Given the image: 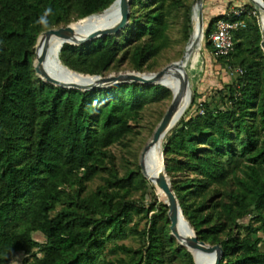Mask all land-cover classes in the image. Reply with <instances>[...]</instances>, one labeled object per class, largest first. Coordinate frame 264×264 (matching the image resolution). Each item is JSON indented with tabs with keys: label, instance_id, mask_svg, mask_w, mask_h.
Instances as JSON below:
<instances>
[{
	"label": "trees",
	"instance_id": "16d2710c",
	"mask_svg": "<svg viewBox=\"0 0 264 264\" xmlns=\"http://www.w3.org/2000/svg\"><path fill=\"white\" fill-rule=\"evenodd\" d=\"M115 1L0 0V264L18 254L25 264H195L171 235L168 207L137 156L121 176L112 151L138 134L132 124L148 106L172 101L171 90L142 84L69 90L44 83L35 70L43 32L100 15ZM193 1L132 0L120 34L65 44L59 61L90 76L155 72L171 47L172 23L189 42ZM220 19L226 12L205 20L204 57L209 52L244 73L206 96L193 87L191 105L164 139L165 169L198 239L222 247L220 264H264L262 23L260 16L247 19V28L233 34L232 53L216 57L209 38ZM131 236L139 247H109ZM118 253L125 257L108 258Z\"/></svg>",
	"mask_w": 264,
	"mask_h": 264
},
{
	"label": "water",
	"instance_id": "95a60500",
	"mask_svg": "<svg viewBox=\"0 0 264 264\" xmlns=\"http://www.w3.org/2000/svg\"><path fill=\"white\" fill-rule=\"evenodd\" d=\"M249 1L252 2L256 6V8L260 11V13H264V1L263 0H249ZM116 3L119 4L120 9H121V18L119 22L103 30L94 31L84 39H78L69 33L71 25L66 26V27H61L58 29L47 30L40 35L37 45L35 47L36 49L35 70H36L37 76H39L44 83L53 85L55 87H60V88L69 89V90L75 89V90H80L83 92L93 91L95 89L111 88L113 86L120 85V84H142V85H162L164 86L161 83V80L171 71L172 68L174 67L182 68V65L186 59V56H190L197 49V47L200 46V43L202 39L204 38V29H205L204 11H203L204 0H194L193 8H192L193 15L196 9H197V14H198V28H197L196 40L192 41L193 33H194L193 32L190 38V43H189V45L191 44L190 45L191 48L190 49L186 48V51L184 52L182 58L179 61L169 64L168 66L163 68L161 71L156 72V73H140V72L132 71V72H125V73L111 74L108 76H90V75L79 74L66 67L69 71L74 72L77 75L92 78L93 81L89 84H76L72 81L62 80V79H59V78H56L50 75L44 67V63H45L46 56H47L46 42L49 40V38L52 35H57L63 38L64 45L70 44L74 46H80V45L88 44L89 42H92L99 38H104L109 35L120 34L129 24L132 0H116L108 9L101 12L100 14H104L105 12H107ZM92 16H95V15H92ZM90 17H87V18H90ZM262 31H263V36H262L261 46L264 50L263 26H262ZM41 43H43L42 51L41 53H39ZM188 94H190V103H189V106H190L193 101L194 95L191 90L189 74L187 71H183V74L181 77L180 90L178 91L177 94H173V99L171 101L170 106L168 107L164 117L162 118L158 126L156 127L151 139L149 140V142L147 143V145L145 146V148L143 149L141 153L139 165H140L143 176L148 181L152 180L155 183V185L159 187L161 191L163 192V194L165 195V200H163V203L168 207V216L171 222V225H170L171 235L178 241L180 245L187 248V250L192 254L195 264H198V263H197V259L193 251H197L201 253L202 255H206V256L215 255L213 264H220L223 254H224L222 247L220 245H210V244L200 241L194 229L191 227L190 223L186 220V218L183 215V211L181 209L179 200L175 192L172 189L170 178L168 177L166 173L163 147H162V152H161V157L163 161V171L160 173L158 177L150 178V179L145 171L144 159H145L146 153L149 152V150H151L156 145L160 144L161 141L164 142L166 135L173 128V123H174L176 115L179 112H182L184 103H185V98L187 97ZM181 221H184L187 227L190 229V233L188 235H184L179 232V224L181 223Z\"/></svg>",
	"mask_w": 264,
	"mask_h": 264
},
{
	"label": "rangeland",
	"instance_id": "374dc122",
	"mask_svg": "<svg viewBox=\"0 0 264 264\" xmlns=\"http://www.w3.org/2000/svg\"><path fill=\"white\" fill-rule=\"evenodd\" d=\"M248 4L252 3L249 0H206V4H204V21L208 20V18L213 16H219L228 12L232 9H236L235 5L237 4ZM260 12V11H259ZM260 20L262 26L264 24V13H260ZM193 22H194V39L197 23H198V14L197 9L193 15ZM78 23V22H77ZM75 24V23H73ZM264 29V26H263ZM171 37V47L167 49L158 59L155 66V72H145V73H156L161 71L163 68L168 66L173 62L179 61L186 48L190 49L191 44L189 42H185L182 40L181 32H180V24L179 23H172V26L169 31ZM204 39H202L200 46L194 51V53L190 56L188 62V69L187 72L190 77L191 83V90L193 92V87L197 90L198 94L201 96H206L212 89L221 88L224 84L229 82L228 75L226 72V68L223 64H219L215 62L214 55H211L209 52H206V58L204 57ZM210 56V57H209ZM196 57V58H195ZM212 57V59H211ZM190 65V66H189ZM125 72H132V70H123L120 72H111V74H118V73H125ZM194 94V92H193ZM199 102V100H198ZM170 101H165L160 104H154L148 106L141 114V117L137 124H132L133 128L138 132V134L129 136L123 143L116 144L112 147L113 153L117 157L118 168L120 170V175H124L128 168H133V163L137 156L138 162L140 161V156L151 139L156 125L158 124V117L160 114L167 111L168 107L170 106ZM181 120V119H180ZM179 120V121H180ZM158 126V125H157ZM163 147V145H162ZM99 184L98 181H95L90 185V188H96ZM161 193V194H160ZM157 198L160 201H163L162 192L156 190ZM134 200H138L141 202V193H135L133 196ZM149 197H147L146 202L150 203ZM144 224H142V228ZM39 240H43L42 237H39ZM114 244L119 245H127L129 247L137 248L140 246V241L136 237H128L122 240H116L115 242L109 243V247L113 246ZM124 258L125 255L123 253L118 254H108L109 259L115 258ZM24 256L22 254H18L12 264H25ZM27 264H31L29 262Z\"/></svg>",
	"mask_w": 264,
	"mask_h": 264
},
{
	"label": "bare ground",
	"instance_id": "6f19581e",
	"mask_svg": "<svg viewBox=\"0 0 264 264\" xmlns=\"http://www.w3.org/2000/svg\"><path fill=\"white\" fill-rule=\"evenodd\" d=\"M120 18H121V9L119 4L116 3L104 14L92 16L78 23L72 24L70 26L69 33L78 39H84L94 31L103 30L105 28L117 24ZM197 28H198V23H197ZM196 36H197V29L193 41L196 40ZM46 44H47V56L44 63V67L50 75L62 80L72 81L76 84H89L93 81L92 78L86 76H80L75 74L74 72L69 71L61 64L58 55L64 45L63 38L57 35H52L49 38V40L46 42ZM42 45L43 43H41L40 45L39 53H41L42 51ZM190 56H186L182 68H177V67L172 68L171 71L161 80V83L166 88L170 89L173 94H177L178 91L180 90L181 77L183 71H187L188 69V62ZM189 103H190V94H188L187 97L185 98V103L182 112H179L176 115L173 123V128L182 118L183 113L186 112V110L189 108ZM162 145H163V141H161L160 144L156 145L151 150H149V152H147L145 155V159H144L145 171L149 179L158 177L160 173L163 171V161L161 157ZM150 182L156 187V189L159 192H162L161 189L157 187L152 180H150ZM162 198L165 200V195L163 194V192H162ZM179 232L184 235H188L190 233V229L187 227L184 221H181V223L179 224ZM193 253L197 259L198 264H213L214 262L215 255L206 256V255H202L197 251H193Z\"/></svg>",
	"mask_w": 264,
	"mask_h": 264
},
{
	"label": "built area",
	"instance_id": "2783aa9c",
	"mask_svg": "<svg viewBox=\"0 0 264 264\" xmlns=\"http://www.w3.org/2000/svg\"><path fill=\"white\" fill-rule=\"evenodd\" d=\"M227 19H220L215 25V31L209 38L216 57H227L234 49L233 34L244 30L248 26L247 19L260 16L259 10H249L245 5L226 12ZM229 81L242 75L244 71L240 67H226Z\"/></svg>",
	"mask_w": 264,
	"mask_h": 264
},
{
	"label": "crops",
	"instance_id": "0c3cea01",
	"mask_svg": "<svg viewBox=\"0 0 264 264\" xmlns=\"http://www.w3.org/2000/svg\"><path fill=\"white\" fill-rule=\"evenodd\" d=\"M246 4V3H245ZM245 4H239V6L245 5Z\"/></svg>",
	"mask_w": 264,
	"mask_h": 264
}]
</instances>
